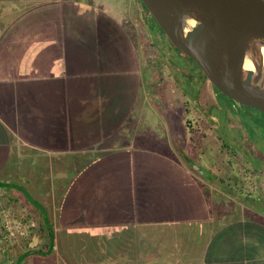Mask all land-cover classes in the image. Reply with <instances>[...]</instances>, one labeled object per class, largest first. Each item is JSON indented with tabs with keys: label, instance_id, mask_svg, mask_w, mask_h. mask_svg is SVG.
<instances>
[{
	"label": "crops",
	"instance_id": "0c3cea01",
	"mask_svg": "<svg viewBox=\"0 0 264 264\" xmlns=\"http://www.w3.org/2000/svg\"><path fill=\"white\" fill-rule=\"evenodd\" d=\"M116 1L0 0V209L24 210L0 227L29 219L21 243L0 228V264H264V199L225 210L208 122L198 155L169 135L216 90L194 72L182 91L190 72L140 44L142 3Z\"/></svg>",
	"mask_w": 264,
	"mask_h": 264
},
{
	"label": "water",
	"instance_id": "95a60500",
	"mask_svg": "<svg viewBox=\"0 0 264 264\" xmlns=\"http://www.w3.org/2000/svg\"><path fill=\"white\" fill-rule=\"evenodd\" d=\"M139 1L164 37L190 58L220 93L264 115V0ZM188 19L195 24L185 32ZM246 57L255 70L243 67Z\"/></svg>",
	"mask_w": 264,
	"mask_h": 264
},
{
	"label": "rangeland",
	"instance_id": "374dc122",
	"mask_svg": "<svg viewBox=\"0 0 264 264\" xmlns=\"http://www.w3.org/2000/svg\"><path fill=\"white\" fill-rule=\"evenodd\" d=\"M103 1L104 0H101V2ZM107 1L113 3V6L121 4L116 0ZM125 2H127V0H123V3ZM144 16V22L138 26V37L141 42L140 44H143L146 48L145 52H154L152 54L155 55V58L160 55L166 65L169 63L170 67H173L172 65H176V72L178 68L183 71L182 66H184L187 71L190 72V76L193 77V80L186 79L185 83H182L181 89L182 91H188L191 89L194 90L197 85V78L193 75V73L195 72V74H201L199 69L196 68L197 66L190 58L185 57L176 48L170 44L167 45L165 43V38L158 34L159 30L157 27L155 25H150L148 22V14L145 11ZM172 71L174 72V69ZM208 96L209 95L205 96V100ZM210 97H212V95H210ZM214 98L215 106H213V108L209 107L211 103H207V107L203 104L200 106L201 108H198L197 105L194 104L195 101H192V110L190 113L185 110L184 106L178 105L174 109L177 116L173 118L174 123H172L169 127V135L171 136V140L173 142L178 139V143L182 147L188 149L189 151L191 150L195 155H198L197 148L194 146L197 144L201 133L195 129L197 128L195 123L198 122L197 118L199 120H203V122H208L209 130L207 131L212 135H217V138L211 140L213 143H218V149H222L224 155V161L222 164L220 163V168L218 167L217 169L216 180L217 185L219 186V191L221 192L218 193L217 197L221 199L223 196L226 200L224 205L225 210L229 207L232 211L242 212L244 207V203L242 201L244 200L245 195L258 199H264V158L261 151L263 150L262 141L259 136V132L264 129V120L256 111L248 110V108L236 104L222 93L215 91ZM245 111L252 112L255 115L249 117ZM160 115H162L161 111ZM184 118H188V120L192 122V126L187 124V121V127L185 124L182 125L181 121ZM149 119L154 121L155 118L153 119L150 115ZM157 125L158 123L153 125V127L155 128ZM158 127V133H160V130L162 131L163 128L162 123H160ZM190 127L192 131L189 130ZM187 141H190L191 148H188L189 145H187ZM213 143L210 144V148L216 147ZM7 184L8 182L4 185L7 186ZM234 184L236 189L241 188L240 190L243 192L241 196L238 190H231L229 188L230 186H234ZM21 195L24 198L23 202L33 203L31 200H28V192L22 190ZM4 196H8V193L0 190V197L4 199ZM5 199L7 201V198ZM257 202L258 203L256 204L253 203L251 208L255 210L256 208H259L260 201L258 200ZM4 203L1 204L0 210H2V215L5 214L7 218L8 216L12 217V215L20 214L23 210V206L21 205L16 206L14 204H8L9 202L7 204ZM20 216L21 215H19L18 218ZM20 218V220H16L19 221L17 225L16 222H12L10 220L4 221V226L1 225V229L6 228L9 231V233L6 231V237L2 234V245H10V243L15 240H18L19 243L22 242L21 239L25 237L23 235L26 230V226L22 223H28L29 219ZM13 225H15V227Z\"/></svg>",
	"mask_w": 264,
	"mask_h": 264
},
{
	"label": "bare ground",
	"instance_id": "6f19581e",
	"mask_svg": "<svg viewBox=\"0 0 264 264\" xmlns=\"http://www.w3.org/2000/svg\"><path fill=\"white\" fill-rule=\"evenodd\" d=\"M194 24H195V21L193 19L186 20L185 25H184V31L187 32L188 30H190L194 26ZM261 54H262V58H263V68H261L262 69V81H261V83L264 87V46H262V48H261ZM243 67L248 69V70H252V69L255 70L253 63L251 62V60L248 57H246L244 59Z\"/></svg>",
	"mask_w": 264,
	"mask_h": 264
},
{
	"label": "trees",
	"instance_id": "16d2710c",
	"mask_svg": "<svg viewBox=\"0 0 264 264\" xmlns=\"http://www.w3.org/2000/svg\"><path fill=\"white\" fill-rule=\"evenodd\" d=\"M142 6H143V8H144V10H145V12L148 14V16H147V19H148V22L150 23V25H155L156 27H157V29L159 30V33L158 34H160V35H162V37H164L165 35H164V33H162V30L159 28V26L157 25V23L155 22V20H154V18L151 16V14L147 11V9L145 8V6L142 4ZM165 38V40H166V44L167 45H171V46H173L170 42H169V40L166 38V37H164ZM174 47V46H173ZM175 48V47H174ZM177 49V48H176ZM178 50V49H177ZM179 51V50H178ZM180 52V51H179ZM181 53V52H180ZM182 54V53H181ZM184 55V54H183ZM185 56V55H184ZM185 57H187V56H185ZM197 68V67H196ZM200 70V69H199ZM215 90L217 91V92H219L216 88H215ZM256 110V109H255ZM257 112H258V114L262 117V119L264 120V115L261 113V112H259L258 110H256ZM260 134V137L262 138V149L263 150H261L262 151V153L264 152V129H262V131L261 132H259Z\"/></svg>",
	"mask_w": 264,
	"mask_h": 264
},
{
	"label": "flooded vegetation",
	"instance_id": "af4514ba",
	"mask_svg": "<svg viewBox=\"0 0 264 264\" xmlns=\"http://www.w3.org/2000/svg\"><path fill=\"white\" fill-rule=\"evenodd\" d=\"M195 64V63H194ZM196 65V64H195ZM197 66V65H196ZM197 68H198V66H197ZM199 69V68H198ZM200 72H201V70H199ZM202 73V72H201ZM206 78V77H205ZM213 86V85H212ZM213 88L215 89V87L213 86ZM220 93V92H219ZM237 104V103H236ZM241 106H243V105H241ZM243 107H245V108H248V110H254V111H256L255 109H253V108H249V107H246V106H243ZM246 113H247V115L249 116V117H252V116H254L255 114L254 113H252V112H249V111H245ZM257 112V111H256ZM258 113V112H257ZM260 134V133H259ZM260 136V135H259ZM258 136V137H259ZM260 139H261V141H262V138L260 137Z\"/></svg>",
	"mask_w": 264,
	"mask_h": 264
}]
</instances>
